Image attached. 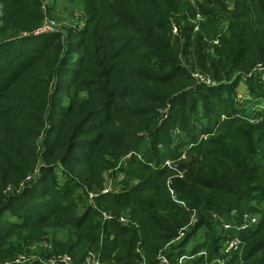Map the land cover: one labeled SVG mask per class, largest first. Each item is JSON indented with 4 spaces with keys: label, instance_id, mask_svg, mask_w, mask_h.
<instances>
[{
    "label": "trees",
    "instance_id": "16d2710c",
    "mask_svg": "<svg viewBox=\"0 0 264 264\" xmlns=\"http://www.w3.org/2000/svg\"><path fill=\"white\" fill-rule=\"evenodd\" d=\"M46 1L0 0V245L49 229L44 259L264 264V104L255 115L235 96L242 79L264 103V80L247 77L264 66V0H80L83 29L20 36ZM109 177L120 190L101 194ZM247 212L262 213L254 230Z\"/></svg>",
    "mask_w": 264,
    "mask_h": 264
},
{
    "label": "rangeland",
    "instance_id": "374dc122",
    "mask_svg": "<svg viewBox=\"0 0 264 264\" xmlns=\"http://www.w3.org/2000/svg\"><path fill=\"white\" fill-rule=\"evenodd\" d=\"M186 1V0H183ZM190 1V0H187ZM194 1H199V0H192ZM230 6V9H233V6L235 5V0H227L226 1ZM219 6V5H217ZM220 7V6H219ZM217 7V8H219ZM232 11V10H229ZM43 14H44V21L45 20H49V19H55L57 22V26L60 31H67L70 28H79V22L83 20L84 17L87 18V12H86V8L85 5L83 4V2H81L80 0H48L46 1V6L45 9L43 10ZM216 26H218V30H217V36L216 38L223 33H226L227 30V26H229V21L223 18V20H221ZM201 30V29H200ZM207 30L202 31V33L206 36L207 34ZM208 32H212L211 29L208 30ZM43 35H48V34H34L31 32H27V31H22V33L20 34V36L23 37H39V36H43ZM216 38L209 43L210 45L213 44H218V40H216ZM193 57V54L191 55V58ZM249 87L246 83L245 80H240L239 84L237 85L236 88V92L237 95L238 93L240 94H245L247 96H249L251 99L247 105V108L250 109L253 106H255V100L256 98H253V96L250 94L249 92ZM237 95L236 98H237ZM259 105H256L257 107H260L261 104H264L263 102H258ZM253 116H251L250 118H253ZM224 119V118H223ZM204 137V136H203ZM127 161L124 160L123 162V167H125L127 165L126 163ZM170 163L169 161L166 162ZM119 167V166H118ZM113 177H109L108 178V183L107 186L105 188H108L109 185L112 186V190L114 192H118L120 190V182L124 177H117V179H111ZM124 181V180H123ZM128 212V211H127ZM262 214V213H261ZM261 214L258 213H250L247 212L244 215L248 216L249 218L244 217V223L246 222V225L244 224L243 227L249 231L251 229H255L258 224L261 222ZM253 216V217H251ZM218 218V217H217ZM220 219V218H219ZM249 219L251 220V222H249ZM233 223V222H232ZM223 228L225 230L229 229L230 227L232 228V230H235V225L234 223L231 224H225V222L222 223ZM251 226V229L248 227ZM222 228V227H221ZM219 229V231H224L222 229ZM253 229V230H254ZM45 231H50L49 233H46L43 236V239L38 240L37 238V231L35 230H29L27 228L24 229H20V230H14L12 232V235L9 239V241L3 245H0V264H11L12 261L14 259H16L19 255H21L22 252H26L32 256L40 253L39 251L41 250V252L44 253V248H42V246H44V243L46 244H51L49 241H44V238H47L48 235H52L53 238H55L56 236H54V232H52L49 229H46ZM235 233L234 231H232L228 236V239L226 241L223 242L224 244V248H223V253H229V256L234 257L235 255H239L242 256L243 254V247L239 248V244L241 243V238L239 236L235 237ZM58 239L62 238V235L59 234L57 236ZM200 238H202V236H200ZM232 244H235L234 247L230 246ZM25 253V254H26ZM206 253L205 251H201L199 254H204ZM141 254L143 255L142 251ZM66 255L71 257V254L67 253ZM37 256V255H36ZM188 257L186 255H184V257H175L172 259V261L167 260V258H165V262L164 264H186ZM146 261V260H144ZM185 261V262H184ZM219 264L224 263V259H218L217 260ZM229 260H227V262H229ZM75 262V261H74ZM37 263H41L42 262H37ZM124 264V263H123ZM126 264V263H125ZM136 264H143V263H136ZM242 264V263H240Z\"/></svg>",
    "mask_w": 264,
    "mask_h": 264
},
{
    "label": "built area",
    "instance_id": "2783aa9c",
    "mask_svg": "<svg viewBox=\"0 0 264 264\" xmlns=\"http://www.w3.org/2000/svg\"><path fill=\"white\" fill-rule=\"evenodd\" d=\"M45 6L43 9H45ZM85 25H86V17H84L83 20L79 22L78 30L83 29L85 27ZM58 31H59V29H58L56 20L55 19H49V20L43 21L39 30H37L34 34H50V33H55ZM174 31L176 32L177 30L175 29ZM254 73H256V75H259L264 80V66L258 65L251 73L247 74V77L250 78V77L254 76ZM192 76L194 78L195 85L196 84H205L207 86L217 85V83L215 81H213L211 79V77L207 74L195 71V72H193ZM250 99L251 98L249 96H247L245 94L238 93L236 101L238 102V104L240 106H242L244 104L248 105ZM256 105H259V104H257L255 102V106L252 107V111L255 112V115H256V110L262 108V105H260V107H257ZM251 120H252V122L258 123L260 120H262V118L257 116V117H253ZM112 191H113L112 186L109 185L108 188H105L102 190L101 194H107V193H110ZM98 195L99 194L89 193V196H88V203L97 209H98V206L95 204L94 198L97 197ZM103 215H104L105 219H111L112 218V216H110L109 214L103 213ZM251 217H253V216H251ZM246 218H249V217L245 216V219ZM120 221L124 224H127L129 222V219L126 216H122L120 218ZM249 222H251L250 219H249ZM245 225H246V222H245ZM248 227L251 228V226H248ZM243 229L246 230L244 227H243ZM234 246H235V244H232L230 246V248L234 247ZM44 247L47 249H51L50 244L44 243ZM74 261L75 260L72 257H70L66 254L54 255L48 259H44V258L36 256V255L32 256L30 254H21L14 260V263L15 264H30V263H35V262H42L44 264H77ZM165 261H166L165 257H161L160 264H164ZM82 264H108V263H105L104 261H102L100 255L96 254L95 252L90 251L86 255V257L84 258Z\"/></svg>",
    "mask_w": 264,
    "mask_h": 264
}]
</instances>
